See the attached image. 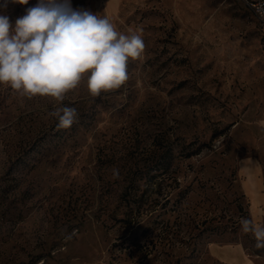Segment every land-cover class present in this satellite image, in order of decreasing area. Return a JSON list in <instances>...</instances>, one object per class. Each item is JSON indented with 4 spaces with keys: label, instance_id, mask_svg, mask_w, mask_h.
Segmentation results:
<instances>
[{
    "label": "rangeland",
    "instance_id": "rangeland-1",
    "mask_svg": "<svg viewBox=\"0 0 264 264\" xmlns=\"http://www.w3.org/2000/svg\"><path fill=\"white\" fill-rule=\"evenodd\" d=\"M71 3L145 49L99 97L0 85V264H264L238 171L264 164V22L239 0Z\"/></svg>",
    "mask_w": 264,
    "mask_h": 264
},
{
    "label": "clouds",
    "instance_id": "clouds-1",
    "mask_svg": "<svg viewBox=\"0 0 264 264\" xmlns=\"http://www.w3.org/2000/svg\"><path fill=\"white\" fill-rule=\"evenodd\" d=\"M10 3L26 5L29 0H0V9ZM144 49L139 32L122 33L106 16L73 8L71 0H37L14 25L0 14V85L21 97H50L63 105L66 94L86 79L89 94L99 97L128 80L129 61L140 58ZM48 115L58 119L59 128L79 119L70 106ZM240 225L264 248V225L247 218Z\"/></svg>",
    "mask_w": 264,
    "mask_h": 264
},
{
    "label": "crops",
    "instance_id": "crops-1",
    "mask_svg": "<svg viewBox=\"0 0 264 264\" xmlns=\"http://www.w3.org/2000/svg\"><path fill=\"white\" fill-rule=\"evenodd\" d=\"M238 171L243 193L250 204L253 222L264 223V171L260 163L252 157L240 160Z\"/></svg>",
    "mask_w": 264,
    "mask_h": 264
},
{
    "label": "built area",
    "instance_id": "built-area-1",
    "mask_svg": "<svg viewBox=\"0 0 264 264\" xmlns=\"http://www.w3.org/2000/svg\"><path fill=\"white\" fill-rule=\"evenodd\" d=\"M243 3L260 21L264 22V0H239Z\"/></svg>",
    "mask_w": 264,
    "mask_h": 264
},
{
    "label": "trees",
    "instance_id": "trees-1",
    "mask_svg": "<svg viewBox=\"0 0 264 264\" xmlns=\"http://www.w3.org/2000/svg\"><path fill=\"white\" fill-rule=\"evenodd\" d=\"M195 154H197V151L195 152ZM191 156V154H186L185 155V157H190ZM261 165V167H262V171H264V164H260Z\"/></svg>",
    "mask_w": 264,
    "mask_h": 264
}]
</instances>
